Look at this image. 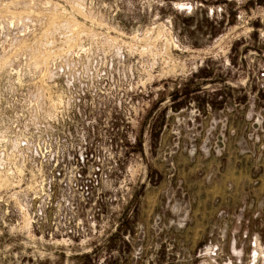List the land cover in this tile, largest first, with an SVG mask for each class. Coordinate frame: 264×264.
<instances>
[{
  "label": "rangeland",
  "instance_id": "obj_1",
  "mask_svg": "<svg viewBox=\"0 0 264 264\" xmlns=\"http://www.w3.org/2000/svg\"><path fill=\"white\" fill-rule=\"evenodd\" d=\"M0 264H264V0H0Z\"/></svg>",
  "mask_w": 264,
  "mask_h": 264
}]
</instances>
